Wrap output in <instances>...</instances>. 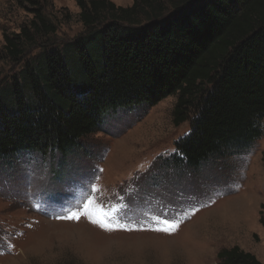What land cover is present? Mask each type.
Here are the masks:
<instances>
[{
    "label": "trees",
    "instance_id": "trees-1",
    "mask_svg": "<svg viewBox=\"0 0 264 264\" xmlns=\"http://www.w3.org/2000/svg\"><path fill=\"white\" fill-rule=\"evenodd\" d=\"M17 1L29 19L3 33L0 59L20 68L0 82V162L72 156L109 114L174 96L190 132L165 168L195 172L263 137L264 0H76L84 32L63 43L50 0ZM218 260L263 264L238 246Z\"/></svg>",
    "mask_w": 264,
    "mask_h": 264
},
{
    "label": "rangeland",
    "instance_id": "rangeland-1",
    "mask_svg": "<svg viewBox=\"0 0 264 264\" xmlns=\"http://www.w3.org/2000/svg\"><path fill=\"white\" fill-rule=\"evenodd\" d=\"M110 1L128 8L134 0ZM49 5L60 42L84 32L76 0ZM28 19L17 0H0V53L4 31L18 32ZM19 68L0 59V82ZM176 102L109 114L72 156L0 162V264H218L219 253L235 246L264 264V134L251 149L195 172L165 168L190 132L189 122L173 123ZM87 194L119 209L113 222L135 230L55 218ZM158 218L179 227L152 231Z\"/></svg>",
    "mask_w": 264,
    "mask_h": 264
},
{
    "label": "snow or ice",
    "instance_id": "snow-or-ice-1",
    "mask_svg": "<svg viewBox=\"0 0 264 264\" xmlns=\"http://www.w3.org/2000/svg\"><path fill=\"white\" fill-rule=\"evenodd\" d=\"M98 189L92 188V192H96ZM123 199V197H121ZM39 206V205H37ZM119 209L106 210V206L97 202L91 194H87L84 197V201L81 204L73 205L69 207H61V213L57 215L56 219H68L79 221L82 217L88 219L92 224L98 225L99 227L105 229L106 231H116L125 230L132 231L135 229H129L126 225L119 223V221H114V212ZM180 221L178 220H160L158 218L157 226L153 227L151 230L156 232H164L167 234L174 233L179 227Z\"/></svg>",
    "mask_w": 264,
    "mask_h": 264
}]
</instances>
